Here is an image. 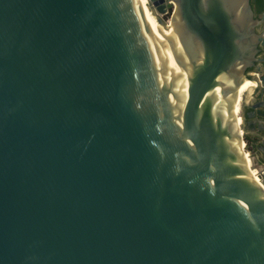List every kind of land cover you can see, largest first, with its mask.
<instances>
[{"label":"water","instance_id":"95a60500","mask_svg":"<svg viewBox=\"0 0 264 264\" xmlns=\"http://www.w3.org/2000/svg\"><path fill=\"white\" fill-rule=\"evenodd\" d=\"M148 1L0 0V264H264V19Z\"/></svg>","mask_w":264,"mask_h":264},{"label":"bare ground","instance_id":"6f19581e","mask_svg":"<svg viewBox=\"0 0 264 264\" xmlns=\"http://www.w3.org/2000/svg\"><path fill=\"white\" fill-rule=\"evenodd\" d=\"M140 2L144 6L147 7V11L145 15L151 16V17H157L156 13L150 8L148 5V0H136ZM253 85H255V81L252 78H248L243 85L239 88L238 94L232 104L230 105L228 109V116L230 118V121L232 123V126L234 128V131H238V133L243 134L244 130L242 127V115H241V106H242V101H243V96L246 91H248ZM248 98V97H247ZM236 139L237 147L239 150V153L242 155V159L244 162V165L249 169V175L247 174V177L253 179L256 183L261 185L263 191H264V180L261 177V173L259 169H254L252 170V159L250 157L249 151L245 148L246 142L244 141L245 139Z\"/></svg>","mask_w":264,"mask_h":264},{"label":"flooded vegetation","instance_id":"af4514ba","mask_svg":"<svg viewBox=\"0 0 264 264\" xmlns=\"http://www.w3.org/2000/svg\"><path fill=\"white\" fill-rule=\"evenodd\" d=\"M256 1L260 5V10L258 12H255V13L257 14V16L260 19L261 18L264 19V0H251L253 7H254V5L256 6V4H255ZM248 111H249V108L247 106H245L243 108L245 128L250 130L251 125L250 124L247 125L248 117L246 116ZM258 117L264 118V114H262L260 116L258 115ZM252 125L260 134L264 135V125H262V127H260V128H259L260 125L257 124L256 122H253ZM255 133H252V132L245 133V135H247L249 138V142L248 143L246 141L245 142L247 143V147H248V145H250L252 149L254 148L253 152H254V155L256 156L258 163H261L264 165V151L260 149V145H261L260 139L261 138L259 136L255 135ZM260 172H262V171H260Z\"/></svg>","mask_w":264,"mask_h":264},{"label":"rangeland","instance_id":"374dc122","mask_svg":"<svg viewBox=\"0 0 264 264\" xmlns=\"http://www.w3.org/2000/svg\"><path fill=\"white\" fill-rule=\"evenodd\" d=\"M160 15H161V14H160ZM247 97H249V95H248ZM246 100H248V98H247ZM241 115H242V110H241ZM242 135H243V138L245 139L244 141H246V138H245V132H243ZM245 148L249 151V153H250V157H251V159H252V170H254V169H259V171L264 172V165L261 164V163H258V161H257V159H256V156L254 155V152H253L254 148L252 149L250 145H248V147H247V143H246ZM249 148H250V149H249ZM260 173H261V172H260Z\"/></svg>","mask_w":264,"mask_h":264},{"label":"trees","instance_id":"16d2710c","mask_svg":"<svg viewBox=\"0 0 264 264\" xmlns=\"http://www.w3.org/2000/svg\"><path fill=\"white\" fill-rule=\"evenodd\" d=\"M251 4H252V2H251ZM255 4H256V6L254 5V7H253V5H252V7H253V9H254V12H258L259 10H260V5L258 4V2L256 1L255 2ZM247 116V115H246ZM245 138H246V141H247V143L249 142V138H248V136L247 135H245ZM250 149V148H249Z\"/></svg>","mask_w":264,"mask_h":264},{"label":"crops","instance_id":"0c3cea01","mask_svg":"<svg viewBox=\"0 0 264 264\" xmlns=\"http://www.w3.org/2000/svg\"><path fill=\"white\" fill-rule=\"evenodd\" d=\"M258 117V116H257ZM258 119H260V123L262 124V125H264V118H262V117H258Z\"/></svg>","mask_w":264,"mask_h":264},{"label":"built area","instance_id":"2783aa9c","mask_svg":"<svg viewBox=\"0 0 264 264\" xmlns=\"http://www.w3.org/2000/svg\"><path fill=\"white\" fill-rule=\"evenodd\" d=\"M261 177L264 180V172H261Z\"/></svg>","mask_w":264,"mask_h":264}]
</instances>
